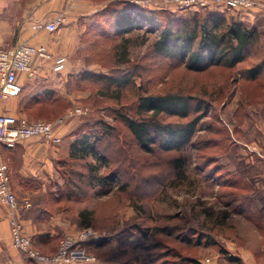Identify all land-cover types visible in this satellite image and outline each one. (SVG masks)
<instances>
[{"label": "rangeland", "instance_id": "374dc122", "mask_svg": "<svg viewBox=\"0 0 264 264\" xmlns=\"http://www.w3.org/2000/svg\"><path fill=\"white\" fill-rule=\"evenodd\" d=\"M87 1L93 12L78 18L71 46L52 50L46 44L55 57L67 59L62 72H55L51 62L42 63L35 77L43 74L40 68L48 67L51 87L45 89L41 99L51 104L43 108L35 105L30 100L38 97L35 91L0 99V105L14 106L20 112L17 115L31 120L55 121L77 109L87 111L67 117L59 130L60 133L66 129L60 133L65 140V153H69L71 139H76L79 132L100 138L98 152L102 158L89 154L69 161L67 156L58 170V185L50 181L45 185L48 210L62 214L61 224L69 225V229L59 231L47 249L29 234L35 246L42 253L53 255L67 234L78 235L90 227L97 236L83 248L95 260L62 264H240L230 257H236L238 248L246 245L248 238L257 241L251 220L239 212L241 207L250 205L242 204L244 198L259 190L240 181L232 182L248 173L242 170L248 165L236 155L240 143L250 140L245 127L256 123V111L243 110L241 105L264 100V76L259 82L248 83L241 75L264 58V34L261 43L250 49L245 62L235 68L221 65L195 71L179 58L157 53L154 42L161 29L174 19L193 18L207 11L159 9L154 25L120 34L115 23L118 9L124 7L122 0ZM63 12L66 21L58 30L68 26L66 11L57 15ZM61 36L52 40L60 42ZM126 49L129 62L123 63ZM126 74L134 82L117 98L116 85L109 87L106 76ZM151 93L189 95L196 104L210 107L208 116L200 120L193 138L183 148H166L160 138L154 151L147 152L122 121V115L138 118L139 95ZM191 118L162 116L161 120L183 124ZM252 164L255 170L258 164ZM110 177L109 183L100 181ZM12 187L24 223L22 202L27 189L18 193L13 184ZM27 188L36 189L34 185ZM58 195H66L67 199L56 201ZM35 198L41 201L38 194ZM2 206L9 219L8 208L0 202ZM84 209L94 212L90 226L82 223L80 212ZM226 211L230 216L221 223ZM12 246L28 264H39L20 252L13 242Z\"/></svg>", "mask_w": 264, "mask_h": 264}, {"label": "crops", "instance_id": "0c3cea01", "mask_svg": "<svg viewBox=\"0 0 264 264\" xmlns=\"http://www.w3.org/2000/svg\"><path fill=\"white\" fill-rule=\"evenodd\" d=\"M60 11H66L68 14L67 27L61 28L57 32L44 31L41 33H36L32 29L33 22L50 21ZM92 12V7L87 0L84 3L81 0H0V46L11 47L29 41L34 44L45 43L50 45L52 50H56L59 46L68 48L73 42L78 18L89 16ZM224 12L228 17L242 21L248 26L264 29V7L228 8ZM229 12L230 14H228ZM59 33L66 37L62 38ZM59 36L62 38L60 42L52 40ZM45 68L47 69L40 68L43 74L35 79H30L25 74L20 75L23 94L34 91L36 94H42L45 89L51 87L49 79L51 73L49 74L47 66ZM247 82L252 81L247 80ZM262 87L264 93V86ZM241 108L247 111H256V123L254 126L245 127L246 133L251 134L250 140L240 143V151L238 156L236 155L237 159L246 162L248 167L242 170L245 172L247 170L248 173L246 172L240 179H234L233 182L239 184L240 181V184L256 186L259 187V190L257 193L251 194L250 198L246 197L242 201V204L246 203L254 207L249 208L250 205L241 207L239 212L242 217L251 220L248 222L255 228L252 233H256L257 242L255 243L253 238L251 241L248 238V243L238 248L236 257L241 260L242 264H264V100L256 103L242 102ZM2 112L20 113L19 109L14 106L10 108L0 105V113ZM63 132L65 133L66 129L60 133L64 134ZM64 143L65 140L56 144L35 138L23 141L13 148L0 146V160L7 164L12 184L16 187L17 192L19 193L20 189L23 192L27 189L25 191L27 197H24L22 202L26 230L43 249H47L51 244L50 239H48L47 245L42 240L48 237L47 235L54 239V242L59 231L69 229V225L63 227L61 224L64 219L62 214L48 210L47 196L44 194L47 193L45 188L47 182L50 181L53 185H58L60 181L57 162L63 156L68 155L64 151ZM254 162L258 164L255 170L252 164ZM250 171H254V173H249ZM33 185L36 189L27 188ZM37 194L41 201L36 200ZM43 195L45 197H41ZM0 264H28L12 246L10 222L7 217V209L3 206L0 208Z\"/></svg>", "mask_w": 264, "mask_h": 264}, {"label": "trees", "instance_id": "16d2710c", "mask_svg": "<svg viewBox=\"0 0 264 264\" xmlns=\"http://www.w3.org/2000/svg\"><path fill=\"white\" fill-rule=\"evenodd\" d=\"M121 3L124 4V7L118 9L115 23L120 34L139 29L147 24L154 25L157 22L155 14L161 11L143 9L124 1ZM225 10H205L207 11L205 15L196 14L193 18L174 19L175 21L170 19V24L161 29L155 40L154 50L159 54L181 59L190 70L204 71L221 65L235 68L245 62L253 46H258L261 43L264 29L234 20L225 14ZM134 12L137 16H133ZM173 22H176V25ZM124 57L121 62H129L127 49ZM261 76H264V58L241 75L242 80L246 82L249 80L253 83L259 82ZM97 78L104 79L105 77L97 76ZM106 78L109 80V87L116 85L117 98H120L127 85L134 82V78L129 74L122 77L106 76ZM41 95L43 94L38 93V97H32L30 100L40 108L51 104L49 100L41 99ZM194 100L193 96L180 93L141 94L138 97L137 107L139 117L122 115L121 119L133 133L141 149L147 152L154 151L160 138L164 141L163 146L166 148L181 149L193 138L200 120L208 116L210 112L208 105L196 104ZM162 116L192 118L183 124H171L163 123ZM76 135L77 138L70 143L68 155L63 156L57 162L58 170L67 156H69V161L83 159L89 154H93L97 159L102 158L98 152L100 138L97 134L93 136L91 133L81 134L79 132ZM110 179L111 177L103 178L100 181L109 183ZM64 199H67L66 195H58L56 201L61 202ZM80 216L82 223L90 226L93 222L94 212L84 209L80 212ZM229 216L230 213L226 211L221 223H224ZM47 236L42 239L46 245L48 239L51 243L54 240L49 235ZM230 259L242 264L238 257H230Z\"/></svg>", "mask_w": 264, "mask_h": 264}, {"label": "built area", "instance_id": "2783aa9c", "mask_svg": "<svg viewBox=\"0 0 264 264\" xmlns=\"http://www.w3.org/2000/svg\"><path fill=\"white\" fill-rule=\"evenodd\" d=\"M137 7L150 10H213L239 9L256 6L264 7V0H122ZM63 12L50 21H35L32 29L36 33L55 32L66 21ZM66 57H55L44 43L34 44L29 41L11 47L0 46V99L17 96L22 92L20 75L35 78L43 63H52L55 72H62L66 67ZM87 113L77 109L72 115L81 116ZM67 117L55 121L31 120L25 116L9 112L0 113V146L13 148L27 139L39 138L48 142L59 143L62 136L59 130L64 126ZM0 202L8 208L9 222L13 245L28 258L39 264L86 263L95 260L83 248L85 243L97 236L96 231L88 227L78 235L67 234L57 253H42L34 244L32 236L26 230L19 213L17 196L12 187V180L5 161L0 160ZM209 262V260H208Z\"/></svg>", "mask_w": 264, "mask_h": 264}]
</instances>
